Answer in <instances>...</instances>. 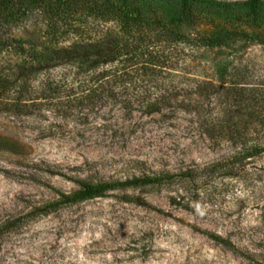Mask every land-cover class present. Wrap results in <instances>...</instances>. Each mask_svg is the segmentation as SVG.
<instances>
[{"label":"rangeland","instance_id":"1","mask_svg":"<svg viewBox=\"0 0 264 264\" xmlns=\"http://www.w3.org/2000/svg\"><path fill=\"white\" fill-rule=\"evenodd\" d=\"M214 1L232 6L201 5L193 24L180 21L179 0L158 7L194 39L246 35L223 52H241L264 79V0L256 14L235 5L246 0ZM171 111L130 119L114 102L0 108V136L23 146H0V264H264V153L236 159L228 142L198 133L190 113ZM162 174L173 178L54 204L86 182Z\"/></svg>","mask_w":264,"mask_h":264},{"label":"trees","instance_id":"2","mask_svg":"<svg viewBox=\"0 0 264 264\" xmlns=\"http://www.w3.org/2000/svg\"><path fill=\"white\" fill-rule=\"evenodd\" d=\"M170 1L0 0V108L25 114L43 103L114 102L130 119L136 112L152 115L179 108L192 115L197 132L211 145L225 141L236 149V159L263 154L264 79L253 78V64L241 52H223L246 35H185L159 10L158 5ZM179 2L180 21L186 24L200 20L201 5L232 6L214 0ZM261 3L235 5L256 14ZM33 19L37 25L28 28ZM203 48L220 52L209 58L205 53L213 52H190ZM178 72L183 76L176 77ZM0 146L15 153L23 148L1 136ZM172 178L162 174L86 182L73 192H59L54 204L72 205L120 187L163 184Z\"/></svg>","mask_w":264,"mask_h":264}]
</instances>
